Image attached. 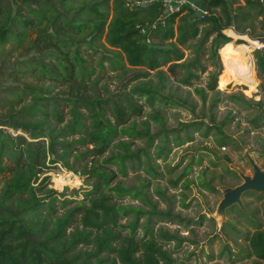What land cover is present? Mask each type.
Wrapping results in <instances>:
<instances>
[{"label": "trees", "instance_id": "16d2710c", "mask_svg": "<svg viewBox=\"0 0 264 264\" xmlns=\"http://www.w3.org/2000/svg\"><path fill=\"white\" fill-rule=\"evenodd\" d=\"M196 1L209 10L204 19L196 18L195 12L186 8L160 22L163 8L158 0H0V48L4 49L9 41L23 43L33 29L36 36L26 41V51L21 56L31 52L37 56L24 60L30 69L22 72L67 87L60 92L66 97L46 96L52 93L53 83L47 87L30 85L27 90L32 92L17 87L23 98L29 94L32 98L21 109L11 108L8 118L2 120L1 125L14 129L16 134L0 128V174L10 172L7 181L0 185V264H175L169 251L155 239L137 242V218L131 225L132 234L122 235L115 229L119 213L131 210L116 206L111 196L103 192L114 173L94 158L92 166L81 165L85 156L102 155L119 131L138 136L136 125H125L141 110L133 95H147L153 104V99L162 93L161 86L136 84L129 92L103 95L97 88L99 78H92L95 68L83 53L84 46L95 53L102 49L105 54L98 64L104 69L103 59L109 60L111 69L123 70L119 77L131 75L130 79L138 80L156 73L164 81L161 68L183 57L179 46L193 44L191 41L195 40L193 47L198 53L209 37L216 34L211 45L215 56L217 48L231 40L223 30H232L237 23L233 31L250 37L245 23L254 24L264 16L261 0H245L246 12L242 6L232 10V3L237 0ZM154 36L158 41L150 40ZM255 61L264 92V46L255 51ZM176 67L186 70L180 80L187 84L197 77L193 69L204 68L198 55L188 62L172 64L173 73ZM222 85L232 90L238 83L231 80ZM210 87L214 90V81ZM247 103L263 107L264 100ZM63 104L69 108L68 120L61 109ZM254 123L264 129V115L256 117ZM21 130L30 136L29 140L25 133L20 134ZM220 143L227 145L224 139ZM86 146V150L80 151L79 147ZM118 146L125 153L114 154L104 161H118L124 167L125 160L135 153L130 152L125 142ZM57 163L94 180L90 184L93 189L85 192L89 204L75 201V206L66 207L71 201L64 200L65 210L58 214L55 202L63 194L48 184L33 186L46 169ZM109 191L123 195L135 190L116 185ZM249 193H257L263 199L264 218V192L247 190L242 195ZM253 225L255 231L248 238L255 256L252 264H262L264 225L261 222Z\"/></svg>", "mask_w": 264, "mask_h": 264}, {"label": "rangeland", "instance_id": "374dc122", "mask_svg": "<svg viewBox=\"0 0 264 264\" xmlns=\"http://www.w3.org/2000/svg\"><path fill=\"white\" fill-rule=\"evenodd\" d=\"M197 3L200 4L199 1ZM238 6L243 7V12L248 10L245 0L233 2L232 10H237ZM11 10L12 13L16 12L13 4ZM245 25L252 34L249 38L258 41L263 47L264 16L256 19L254 24L247 22ZM236 26L237 23L230 29L235 31ZM225 30L222 33L235 43L243 42L240 37L232 38L227 35ZM35 36L33 29H30L23 43L13 44L9 41L4 49L0 48V128H6L13 135L16 134L15 130L1 125L2 120L8 118L11 108L21 109L32 98V94L23 98L16 88L32 92L27 90L30 85L47 87L53 83L22 72L30 69V66L23 63L24 60L37 56L36 52L21 56L26 51V41ZM215 36L216 34L210 36L197 50L198 53L193 47L195 40L191 41L192 45L188 43L179 46L183 57L179 61H170L161 68L164 81L156 73L138 80L130 79L131 75L119 77L118 74H122L123 70L111 69L109 60L103 59L104 69L98 64L105 54L102 49L95 53L94 49H86L84 46L83 55L95 68L92 78H99L97 88L101 94L113 96L126 93L136 84L161 86L162 93L153 99V104L147 99V95H133L141 110L140 113L133 114L125 125H136L140 132L138 136L119 131L102 155L85 156L81 165L88 163L92 166L94 158L102 167L114 173L103 192L111 196L116 206L131 210L119 213L115 229L122 235L132 234L131 225L137 218V242L155 239L169 251L175 264H252L255 256L252 255L248 238L255 231L254 222L264 225L261 212L263 199L257 193L242 195V206L232 204L225 209L222 217L217 215L224 189L234 188L243 182L238 172L253 175L246 153L264 170V129L254 123L256 117L264 115V105L251 106L247 103L263 101L264 92L255 64V51L262 47L252 48L254 72L250 81H242L230 74L225 67L222 57L224 45L217 48V55L211 53ZM150 40L158 41V38L154 36ZM197 55L204 68L193 69L197 77L191 79V84L182 82L180 78L186 74V70L176 67V72L173 73L172 64L188 62ZM231 80L238 85L232 90L224 89L222 84ZM212 81L215 83L214 90L210 87ZM66 89L63 84L53 83L52 93L46 96L59 94L60 97H66L64 93H60ZM9 99L12 101H8ZM62 108L64 118L68 120L69 108L66 104ZM26 136L29 140L30 136ZM223 139L227 145L220 143ZM120 142L127 143L130 152L135 153L125 160L124 167H120L118 161H104L114 154L125 153V149L118 146ZM79 148L84 151L87 146ZM54 165L51 169H46L33 186L48 184L50 188L63 194L55 202L57 213L64 212V200L71 201L66 207L75 206V201L89 204L85 192L93 189L90 184L94 180L80 173L75 174L59 163ZM9 177V171L0 174V185ZM116 185L135 191L123 195L109 191ZM77 220L80 224L79 217ZM74 225L76 223L68 231ZM164 233L173 238H168Z\"/></svg>", "mask_w": 264, "mask_h": 264}, {"label": "bare ground", "instance_id": "6f19581e", "mask_svg": "<svg viewBox=\"0 0 264 264\" xmlns=\"http://www.w3.org/2000/svg\"><path fill=\"white\" fill-rule=\"evenodd\" d=\"M225 33L232 38L240 37L244 42L235 43L231 40L223 46L222 57L225 67H227L230 74L238 77L240 80L250 81L254 72V66L251 62L252 48H260L262 46H260L258 41L250 39L249 36H239L233 30H228Z\"/></svg>", "mask_w": 264, "mask_h": 264}, {"label": "water", "instance_id": "95a60500", "mask_svg": "<svg viewBox=\"0 0 264 264\" xmlns=\"http://www.w3.org/2000/svg\"><path fill=\"white\" fill-rule=\"evenodd\" d=\"M246 158L253 169V175L249 176L239 171L238 173L241 176L243 182L234 188L224 189V197L217 209V215L220 217L224 215L225 209L230 207L232 204L237 203L242 206L241 196L243 192L247 190L264 192V170H262V168L255 162L249 153H246Z\"/></svg>", "mask_w": 264, "mask_h": 264}, {"label": "built area", "instance_id": "2783aa9c", "mask_svg": "<svg viewBox=\"0 0 264 264\" xmlns=\"http://www.w3.org/2000/svg\"><path fill=\"white\" fill-rule=\"evenodd\" d=\"M153 2L154 0H150ZM163 8V13L159 18L160 22H164L165 17L175 13H181L184 9L190 8L195 12L196 18L204 19L209 15V10L206 6H201L196 0H158ZM139 4V3H138ZM143 4V3H142ZM131 7L133 3L129 4ZM144 31V30H143Z\"/></svg>", "mask_w": 264, "mask_h": 264}]
</instances>
